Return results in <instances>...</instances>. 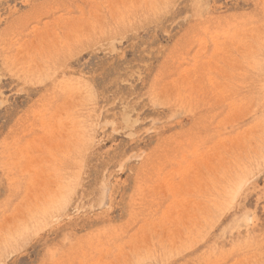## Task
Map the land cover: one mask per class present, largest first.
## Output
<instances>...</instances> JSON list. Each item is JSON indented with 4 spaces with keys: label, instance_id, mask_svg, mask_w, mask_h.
Returning a JSON list of instances; mask_svg holds the SVG:
<instances>
[{
    "label": "rangeland",
    "instance_id": "374dc122",
    "mask_svg": "<svg viewBox=\"0 0 264 264\" xmlns=\"http://www.w3.org/2000/svg\"><path fill=\"white\" fill-rule=\"evenodd\" d=\"M0 264H264V0H0Z\"/></svg>",
    "mask_w": 264,
    "mask_h": 264
},
{
    "label": "bare ground",
    "instance_id": "6f19581e",
    "mask_svg": "<svg viewBox=\"0 0 264 264\" xmlns=\"http://www.w3.org/2000/svg\"><path fill=\"white\" fill-rule=\"evenodd\" d=\"M59 191V190H58Z\"/></svg>",
    "mask_w": 264,
    "mask_h": 264
}]
</instances>
